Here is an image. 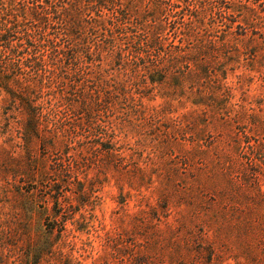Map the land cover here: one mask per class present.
Segmentation results:
<instances>
[{"label":"rangeland","instance_id":"1","mask_svg":"<svg viewBox=\"0 0 264 264\" xmlns=\"http://www.w3.org/2000/svg\"><path fill=\"white\" fill-rule=\"evenodd\" d=\"M155 2V46L139 53L147 30H130L126 69L117 56L108 69L138 113L104 101L87 114L71 81L62 101L40 85L53 35L34 0H0V264H264V0L141 11ZM171 53L199 104L149 82L176 74Z\"/></svg>","mask_w":264,"mask_h":264},{"label":"trees","instance_id":"2","mask_svg":"<svg viewBox=\"0 0 264 264\" xmlns=\"http://www.w3.org/2000/svg\"><path fill=\"white\" fill-rule=\"evenodd\" d=\"M143 3L144 0H34L31 15L36 22L43 21L49 34L53 35L48 42L51 51H48L49 45L45 47L51 67L46 71L45 82L40 78V85L44 83L48 89L53 88L62 101L68 98L65 88L68 81H71L72 88L76 89L74 94L81 97L85 108L88 107L87 114L91 112L93 104L101 105L104 101L105 104L114 106L121 102L126 113L137 114L138 109L131 103L132 97L125 92L124 80L116 73H108V69L115 64L116 60H112L115 56L118 57L117 64L126 69L128 61L124 59L125 48L121 41L128 36L130 30H147L145 42L138 48L139 53L155 46L154 33L163 28L156 19L163 13V8L160 3L155 2L143 12L140 9ZM191 13L195 15L196 22L204 23V17L198 10ZM17 15L25 16L23 9ZM133 21L135 24H132ZM212 22L210 25H214V21ZM5 27L6 24L3 30ZM218 27L215 25L213 29ZM4 33L1 34L2 37ZM4 38L6 39V34ZM36 45L40 46L39 43ZM104 56L108 59V66L97 64L92 67V60L101 61ZM181 60V56L170 54V66L176 69V74L170 80L162 76L168 73V68H165L161 76H155L154 70H148L151 73L148 80L152 85H161L168 80L172 90L166 93L169 99H185L192 104H199L202 96L192 98L184 91L187 84L185 81L190 80L193 75L190 70H181ZM38 66L42 67L40 64ZM203 73L208 74L206 68ZM78 85L82 89L78 90ZM88 86L93 87L94 92L88 93L85 90ZM112 89L116 91L113 92ZM104 94L108 97L106 100L102 98ZM28 115L27 130H36L38 117L33 106L30 107Z\"/></svg>","mask_w":264,"mask_h":264}]
</instances>
